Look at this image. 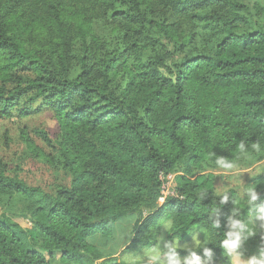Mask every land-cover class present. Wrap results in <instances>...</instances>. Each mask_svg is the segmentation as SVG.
Wrapping results in <instances>:
<instances>
[{"label": "trees", "instance_id": "16d2710c", "mask_svg": "<svg viewBox=\"0 0 264 264\" xmlns=\"http://www.w3.org/2000/svg\"><path fill=\"white\" fill-rule=\"evenodd\" d=\"M24 98L43 100L61 129L51 155L24 142L71 181L46 194L0 162L1 190L36 202L27 228L0 212V264H124L95 240L133 212L145 215L126 251L190 243L181 257L228 264V218L264 205V175L243 207L247 194L215 182L221 156L235 168L264 160V0H0V115ZM259 225L245 257L264 247Z\"/></svg>", "mask_w": 264, "mask_h": 264}, {"label": "rangeland", "instance_id": "374dc122", "mask_svg": "<svg viewBox=\"0 0 264 264\" xmlns=\"http://www.w3.org/2000/svg\"><path fill=\"white\" fill-rule=\"evenodd\" d=\"M248 1L251 4L254 3V0ZM28 100V98H24L14 108L11 115H0V162L4 165L6 175L18 177L28 186L40 187L46 194L54 195L58 186L70 184V175L65 169L54 167L45 160L36 157L24 142L23 133L26 132L39 149L51 155L54 152L53 146L54 148L58 147L57 144L61 136L60 125L55 113L43 100L40 99L32 104ZM26 107L32 108L33 111L31 114L23 116L21 112ZM44 135L48 136L52 144L44 141ZM215 174L219 193L235 189L241 196H244L255 180L264 175V160L250 168L218 170L215 171ZM35 205L36 202L18 194H7L0 188V212L5 211L24 228L32 225L30 211ZM142 215H145V212L143 214L128 213L117 222L110 237L99 236L95 240V244L101 256L112 254L119 260H125L128 256L139 255L144 262L151 264L147 256L144 255L145 251L136 254L126 251ZM198 235L201 236L199 233ZM176 244L178 247H190V243L178 242ZM162 259H166V257H162ZM102 260V258L97 259L94 264H100Z\"/></svg>", "mask_w": 264, "mask_h": 264}, {"label": "clouds", "instance_id": "9594fccd", "mask_svg": "<svg viewBox=\"0 0 264 264\" xmlns=\"http://www.w3.org/2000/svg\"><path fill=\"white\" fill-rule=\"evenodd\" d=\"M237 149L240 153L246 154V145L243 141L237 144ZM257 152L260 151L258 145H252ZM215 165L218 168L224 170H231L236 167L234 160L226 159L223 156L215 160ZM203 195V192L200 193ZM229 197L225 193L220 203L224 204L228 201ZM259 199L258 193L253 187L247 189V198L241 204V207L245 205H252ZM260 222V229H264V205L259 206L256 213L249 215L248 219L229 217L227 221L226 231L223 233L222 239L219 241L218 247L222 250L223 255L227 258L228 264H264V247L258 250L257 254H253L245 257L241 251L242 242L245 238L256 234V222ZM177 227L170 222L165 224V228L171 232L173 228ZM213 228H220L221 224L217 220L212 225ZM264 239V236L261 237ZM196 247L199 248L201 241L194 237ZM164 249L159 246H149L145 249L144 255L147 256L148 261L151 264H204V260L201 254L196 250H190L188 255L181 257L177 251L178 245L173 243L168 245L165 243ZM205 255L210 253V249L205 247L203 249ZM166 257V259H162ZM124 264H143V258L139 255L128 256L125 258Z\"/></svg>", "mask_w": 264, "mask_h": 264}, {"label": "built area", "instance_id": "2783aa9c", "mask_svg": "<svg viewBox=\"0 0 264 264\" xmlns=\"http://www.w3.org/2000/svg\"><path fill=\"white\" fill-rule=\"evenodd\" d=\"M168 189H169V187L166 190L163 191L162 196L160 197V203L161 204L165 201V199H166V197L168 195Z\"/></svg>", "mask_w": 264, "mask_h": 264}, {"label": "crops", "instance_id": "0c3cea01", "mask_svg": "<svg viewBox=\"0 0 264 264\" xmlns=\"http://www.w3.org/2000/svg\"><path fill=\"white\" fill-rule=\"evenodd\" d=\"M160 248H162V246H160ZM163 249V248H162Z\"/></svg>", "mask_w": 264, "mask_h": 264}]
</instances>
